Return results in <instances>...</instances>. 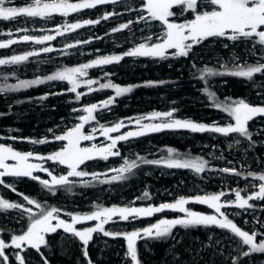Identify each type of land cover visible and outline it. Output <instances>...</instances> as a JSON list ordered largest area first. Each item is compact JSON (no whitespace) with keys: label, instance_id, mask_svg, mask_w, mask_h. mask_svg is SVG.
Returning <instances> with one entry per match:
<instances>
[{"label":"rangeland","instance_id":"rangeland-1","mask_svg":"<svg viewBox=\"0 0 264 264\" xmlns=\"http://www.w3.org/2000/svg\"><path fill=\"white\" fill-rule=\"evenodd\" d=\"M44 2H49V0H44ZM69 2L78 3L80 2V0H69ZM143 2L144 0H118L116 4L98 5L97 7L92 9H82L78 12H69L68 15L53 13L50 17L44 18L20 16L17 17L15 20H0V42H7L9 40L17 41V43L11 44L7 48H0V59H10L12 56L25 55L28 52L38 53L37 55L30 56L27 60L22 61L18 64L0 65V88H3L5 91H8V93L10 92L11 94L18 95L19 93H21V89H26L32 86L38 88L40 87V85H43L42 91L53 96L57 95V98L59 100H64L65 109L67 110V115L61 118L56 124V126L32 130L31 136H28L27 138H23L21 135H18L16 136L17 139H8L7 136L1 133L2 135L0 134V144L13 148V144L17 143L21 150L29 148L28 150L23 152L18 151L14 148L13 150L18 151L20 153H33V156L28 161L29 163L40 165L42 168L46 166L51 171L58 172L59 175L60 172H69L70 169L67 167V165H62L56 161L47 160L46 157L50 155H39V146H44L45 149H48V152H51L52 149H54L53 147H57L58 149L55 150V152L60 151L67 144V141H57L54 139V137L64 135L67 131L81 123L84 124V127L82 129L84 134L91 135L93 137V139L91 140H81L79 142V147L81 148L99 149L102 147H106L111 144L112 138L126 134L130 131L144 130V135H149L152 131L142 129L141 125L161 123L162 121L160 119H131L127 122H124L123 124L125 126L120 128L119 131L108 133L107 136L104 135L103 130L109 127H113L112 125L107 126V124H111L109 123L111 116H109L110 114H108V111H100L99 109H96L93 112V119H89L87 122L80 120L81 116L88 115L84 111L85 108L98 103L99 100L102 99V97L100 96H102L103 93H101V91L97 92L96 86H98L97 81H100L99 79H108V76L105 75V66L109 64L98 65L92 68L85 69L86 75L83 76L77 74L75 77L77 81V87L75 92L71 91L73 85L67 80H47L48 76L53 75L58 71L80 67L84 64L91 63L93 60H96L103 56L123 55L124 52L131 50L132 48L138 46L141 43L150 45L153 43L162 42V39L164 38L166 32V26L160 23L159 21H154L150 18L147 21L139 19L140 16H149L146 11L142 10ZM31 3L32 0H10V2L6 4V6L24 7ZM198 4V11L200 12L211 11L215 7L209 3V0H198ZM96 10L97 12L96 14H94ZM172 11L175 13V15L169 18L171 22L185 23L194 19V13H192L191 11H182L179 7H174ZM105 13L117 14L110 16L107 20H102L101 17ZM89 19H101V22L93 25H85L84 27L76 30H72L71 28L67 27L70 24L78 22L82 23L83 21ZM129 21H132V23L127 29H124L119 32H112L113 28H116L117 26L119 27L121 24L128 23ZM9 33H11V35H9ZM59 33H63V35H60ZM24 35L37 38L45 35H52L55 36V39L51 41H45L44 44H37L34 41H22L21 37H23ZM148 37H151V40H148ZM227 39V36L209 37L207 39H204L200 43L193 45L192 49L189 51L188 56L192 55V58L196 60L197 53H194L193 50L197 47L198 54H202V57L199 59V61L204 62V66L206 64H209V68L212 70H214L216 66H219L220 68H225L223 67L224 65H230L231 68H234V66L238 65L239 69H246L248 66L264 64V45H260L258 43V37H253L251 39L240 38L237 40L238 42L242 41L238 44V47L242 48L243 56H241L240 53H235L234 51H230L228 55H226L210 48L215 44L221 45L226 48L230 42ZM100 43L109 45L100 48L95 47ZM203 43L207 45L203 46ZM125 44L128 45H126L125 47ZM232 44L233 42L230 43V45ZM69 45H72V47H69ZM44 47H51L53 51L44 53L42 51ZM174 51L175 50L173 49H168L165 53L164 58L147 56L126 57L133 58V63L136 62L134 60H141L147 64L158 63V60H166L165 58L169 59V61L171 58H173L174 62H179V58L188 57L175 56L173 55ZM123 60L126 64H129V62L131 61H129V58L125 59L124 57L121 61L113 62L111 64L120 66ZM237 62L238 64H236ZM180 68H185L189 74L192 73L190 68L187 66H183ZM115 79L119 80L120 77H115ZM260 79L261 82H264V71L261 72ZM13 80H15V83ZM33 80H41L43 82L39 84H33L28 87H19L21 81ZM88 80H92L94 81V83L89 85L87 83ZM11 84H16V88L18 89L12 88ZM223 84L225 83H214V85L218 86V90L221 89L220 86H222ZM220 92L222 93V96L220 98L216 95V93H213L212 95V107L216 110L214 114H218V117H215L217 118L216 120L211 121V126H227L228 124L235 123L234 119L229 115V113L223 110L225 106L234 105V102H239L240 100H243L251 106H264V98L256 99L255 101H257V103L254 104V102L248 103V100L245 98L232 99V97L227 96L226 92L222 89L220 90ZM4 95L10 97L7 93H4ZM201 98L200 101H202ZM69 100L74 102L73 105L66 102ZM84 100L87 101L85 106L80 105V103ZM36 103L39 106H44L42 102ZM34 104L35 102H32L30 104V109H34ZM217 104L221 105V107H217ZM172 110H175L173 113V118L180 119V116L175 115L176 109H169L167 112ZM154 112L156 111H153L152 113ZM152 113L144 117H149ZM39 118L40 121L44 120L43 116H39ZM137 119H140L139 125L135 123ZM180 120L186 119L182 117ZM38 124L36 125V127H38ZM246 127L247 131L250 133V138L241 136L237 133L229 134L228 136L223 135L222 137L207 134V138L212 139L211 141L209 140V142L201 139H195L194 136L189 135L191 140H196L195 148H198L199 150L197 152V156L181 157L178 155L176 156L173 152L172 158H179L184 160H195L199 158L203 161H206L207 163L205 165V170L201 173H198L201 175V177H203V181L197 182L193 179L192 174L194 170L182 168L187 170V176L189 178L188 182L181 181L179 186H169L158 189L157 191H153V195L157 196L153 197L154 200H152L151 202H154L157 207L164 203H175L178 199L181 198L177 197L176 195L186 191V195L183 198L189 201L184 206L188 211L196 212L202 215H216L218 219H222L223 217H220L219 214L215 213V210L209 207L208 204L196 202L194 198L197 196L205 197L210 195H218L223 192L224 195L221 197L219 203L230 202L232 203V206L224 207L221 209V211L227 215L228 219L232 220L233 223L240 227L241 230L247 231L250 234L261 231L264 240V200H249V204H251L252 207L246 206L243 209L236 207L234 203L236 201V191H240L241 196L243 198H247L248 196L257 193L259 191V185L261 183H264V181H260L258 179L260 175H264V116L257 115L247 123ZM4 128L7 129V127ZM0 129L5 130L3 129V127H1ZM177 130H185L187 132L190 131L188 129H164L161 131L174 132ZM142 136L130 137L126 141H117V144L115 148H113V151H118L119 155L109 156L107 159H103L99 155H97L96 158L92 160H87L83 164L79 165L77 168L78 171H81L82 167L83 170L93 171L96 167H102L99 161H108V163H106V165H104L102 169L106 170L105 173L108 175V178L110 180L109 182L114 181L118 184L117 186L109 187L106 190H92L91 188H87L86 190L90 192L93 191L96 196H102L101 194H104L105 196L103 195V199L108 198L109 201L112 200L115 202L117 200L120 202H124L123 208H130V204H133L134 200H136L137 198L136 194H138V192H141L140 190L142 185H139L141 181L138 182L137 187H132V183H129L130 180L126 176L127 173L131 170L124 173H120L117 170L120 169L122 166H125V161H127L129 164L135 161L137 156L135 155L136 151L134 150V145L136 144V139H139ZM40 140H45L46 142L33 143V141ZM149 147L150 148L148 149V153H153V160H163L164 158V160H167L169 158V152L166 153L168 155L166 156L163 151H159L153 146ZM122 153L125 154L123 158L121 156ZM190 153L191 152H187V154L192 155ZM39 157H45V159H39ZM47 161L51 162L49 163L51 164V166L46 165L48 164ZM88 162L92 163L88 164ZM252 162L254 163V165ZM6 163L9 165H14L17 163V161L8 159ZM92 165H94L95 167H92ZM224 168L235 169L236 172L239 173V175H235L231 172L225 173L221 171V169ZM176 169L181 168H168L162 170L161 172L172 176L175 174L172 170ZM0 171L3 170L0 169ZM250 173L254 175H249ZM87 174L88 175L83 177H68V180H79L78 182L86 183L89 181L90 176H92L93 178L95 177L93 175L94 173L87 172ZM116 176H122L123 178L113 180L112 178ZM2 178L3 177H0V179ZM186 184H190V187L186 186ZM3 185H5V183L0 184L1 194H3L5 191ZM133 188H135L134 192L131 191V189ZM142 192H144V190ZM117 194H120V196L117 197ZM192 194H194L195 196ZM45 196L41 197L45 198ZM12 203L19 204L22 207L10 209L12 211L0 210V212L2 213L1 215H3L4 217L1 219L4 221L3 223L5 224V226H8L11 222H19L20 219L23 218V212L27 208L24 200H22L21 198L14 200ZM113 205L115 204H112L111 207L115 208ZM147 207L155 206L149 204L147 205ZM54 215L57 217V220L52 221L53 225H55L58 220H64L65 222L70 223L72 219L70 217L58 216L56 213H54ZM134 217L140 218L141 222H136V219ZM153 217H156V224L160 220L186 218V213L180 212L179 210L165 209L161 212L153 213L150 216H137L133 214L130 215L127 220L123 219L117 213L109 219L108 223L104 225V228L106 231L111 233H119V231H121L122 234L131 233L133 231L141 232L142 238L138 237L135 242L137 248L138 261L139 264H141L138 245L140 243H144L145 240L150 238L148 236H143L142 230L153 225H145L142 222L145 220H151ZM6 219L10 221L7 222ZM98 223H100L99 220H82L81 222L76 224L75 227L78 230H83L85 228L95 227V225ZM199 226L202 227V231L207 233L208 237L207 240L204 241L196 240V242L200 244V248L194 257L198 258V261H202V259L207 260V262L210 264H233V262L237 258L235 255L238 250V245L240 244L241 238L236 237L233 233L228 230L220 229L216 226ZM191 227L197 226L184 227L181 225H177L172 229L171 235L165 237H171L172 242L179 244L183 239L189 237V229ZM50 233H57L58 236L61 237V239L64 238V240L66 241L75 238V236L71 233L64 232L62 228H58L55 232ZM100 233L102 232L97 231L93 233L92 239L96 236H101L100 238L103 240L109 237L112 238V236H102L103 233ZM46 234L49 233H45L44 235ZM121 237L124 238L122 235ZM76 238L79 240L78 237ZM113 238L116 240L119 239L118 236H115ZM261 241L257 240L256 236L255 242L258 244ZM80 242L83 244L82 241ZM247 246L243 247H250ZM29 247L30 246L27 245L26 242L21 245V249ZM12 248L14 250H21L13 246ZM61 249L63 251L64 247H62ZM15 253L17 254L18 252ZM5 255L9 256L8 253H5ZM122 258L123 259H121V264H134V262L131 261L127 253H125ZM218 258L221 259H219V261H216L218 260ZM251 260V258L244 259L241 264H250ZM26 263H29V260L25 259L24 264ZM0 264H5L3 257L0 258ZM6 264L16 263H10V261L7 260ZM258 264L264 263L260 262Z\"/></svg>","mask_w":264,"mask_h":264},{"label":"trees","instance_id":"trees-1","mask_svg":"<svg viewBox=\"0 0 264 264\" xmlns=\"http://www.w3.org/2000/svg\"><path fill=\"white\" fill-rule=\"evenodd\" d=\"M96 12L97 10L94 14H96ZM116 28H118V26ZM227 40L230 42L226 48L217 44L210 48L226 55H228L230 51H234L243 56L242 48L238 47V44L242 41ZM232 42L233 44L230 45ZM107 45L109 44L100 43L95 47L100 48ZM126 45L128 44L124 46L126 47ZM202 45L205 46L207 44L203 43ZM193 52L198 54L197 47L194 48ZM197 54L196 60L192 58V55H189L188 57L179 58V62H174L173 58H171L170 61L165 58L166 60H158V63L149 64L141 60H134L136 62L133 63V58L125 57V59L129 58V61L131 60L129 64L124 63L123 60L120 66L112 64L105 66V75L108 76L109 80L106 79L107 82L105 79L101 78L99 79L100 81H97V92L101 91L103 94L100 96L102 99H100L96 105L98 107L97 109L100 111L106 110L108 114H110L109 116H111V119L109 123L111 124H107V126H115L120 122L124 123L131 119L141 118L153 111L167 112L169 109L173 108L176 109L175 115L180 116V119L184 117L186 120L211 126V121L216 120L217 118L215 117H218V114H214L216 110L212 107V95L210 96L209 93H216L220 98L222 96L220 90L222 89L226 92L227 96L232 97V99L245 98L248 100V103L254 102V104L257 103V101H255L256 99L264 98V82H261L260 79L262 71L255 73L251 79L229 74L233 71L240 70L238 65L234 66V68H231L230 65H224L223 67L225 68L216 66L215 69L212 70V74L204 73L203 70L206 68L210 69V65L206 64L204 66V62L199 61L202 54L199 53L198 56ZM236 64H238V62ZM183 66L189 67L192 73L189 74L185 68H180ZM202 76L203 79L201 78ZM115 77H120V79L117 80ZM15 80H13L14 83ZM216 82L225 84L220 86L221 89L218 90V86L214 85ZM105 83H110L119 87H131L132 91L117 97L115 88L100 87L101 84ZM13 86L17 85L11 84L12 88H16ZM42 88L43 85H40L38 88L32 86L21 89L22 91L18 95L11 94L10 92L8 93V91L5 90L0 92V128L3 127V129H5L4 127H7L5 130L0 129V134H4L8 139H17L16 136L18 135L27 138L31 136L32 130L54 127L61 118L67 115L65 101L59 100L57 95L53 96L43 92ZM4 93L9 94L10 97H7ZM199 97H202V101H200ZM110 98L113 99V102L105 108L103 102ZM32 102H35L33 110L30 109V104ZM36 102H42L44 106H39ZM66 102L71 105L74 103L70 100ZM86 103L87 101L84 100L80 105L85 106ZM39 116L44 117V122L40 121ZM37 124L38 127H36ZM207 134L218 137L223 136L222 134L211 132L201 133L177 130L174 132H151L149 135H144L136 139L134 150L137 156L135 159L137 168H132L126 176L130 180L129 183H132V187H137L139 181H141L139 185H142V187L140 190L141 192L136 194V200H134L133 204H130L129 207L147 208L149 204L157 207L154 202H151L154 200L153 197L157 196L153 195V191L169 186H179L181 181L188 182L189 180L187 170L185 169H176L178 173L176 170H172L175 174L169 176L161 172L164 169H168L163 166V164L154 165L143 163L141 158L153 160V153H148L149 146L163 151L166 156H168L166 154L168 149H173L176 156L196 157L199 151L198 148H195L196 140H191L189 135L194 136L195 139L211 141V138H207ZM39 147V155H51L55 150H58L57 147H53L54 149L48 152V149H45L44 146ZM13 148L21 152L29 149L21 150L17 143L13 144ZM187 152H191L190 154L192 155L187 154ZM121 156L123 158L125 154L122 153ZM99 162L102 167L108 163V161ZM47 163L46 165L51 166V164H49L51 163L50 161H47ZM90 163L92 162H88V164ZM92 167L95 166L92 165ZM102 167H96L93 171L83 170L82 167L81 171L96 174L94 178L90 176L89 181L86 183L78 182L79 180H68V183L64 185H54L52 184V176L57 178L60 176H67L68 171L60 172L58 175V172H53L46 166L43 168L47 169V172L36 171L33 173V175L38 177L36 180H33L31 177L10 176L2 178L5 183V185H3L5 191L3 194L0 192V199L8 200L9 203H12L14 200L21 198L27 206L26 209H31L30 212L26 210L23 212V218L20 219L19 222H11L8 226H5L3 223L4 221L1 218L4 217L0 212V239L10 245L4 250V252L9 255L7 257L10 263L15 262L19 264V261L16 259L17 254L15 253L18 252L19 255L23 256L24 261L25 259L29 260V263L26 264H89V261L91 264H121V259H123L122 256L127 253L126 239L122 238L121 235L118 236V240L113 237L103 240L100 238L101 236H96L87 245V257L84 255V245L76 237L66 241L64 238L61 239L57 233L46 234L45 243L40 246L39 251L31 247L14 250L10 244L13 236L22 235L27 231L33 219L39 218L42 212L49 211L53 208L58 210L56 213L58 216L70 218H72V216L90 215L103 208H113L111 207L112 204H115L113 205L115 208H123L124 202L117 200L115 202L112 200L109 201L108 198L103 199L105 196L104 194H101L102 196H96L93 191L90 192L86 190L87 188H91L92 190H106L109 187L118 185L114 181L109 182L108 175L105 173L106 170L102 169ZM48 173H51V175ZM192 175L195 181H203V177L195 171H193ZM41 180L49 181L48 186L42 184L40 182ZM186 186L190 187V184H186ZM134 189L135 188L131 189V191L134 192ZM143 190L144 192H142ZM145 193H147V196ZM185 195L186 191L176 196L185 197ZM24 196L36 201L41 207L37 208L35 204H28ZM41 196H45V198ZM119 196L120 194H117V197ZM5 211L12 210L8 209ZM134 218L136 222H141L140 218ZM6 221L9 222L10 220L6 219ZM156 221V217H153L151 220H145L142 223L145 225H152L155 224ZM189 230V237L183 239L179 244L172 242L171 237L155 238V236L148 238L144 243H140L138 245L140 263L210 264L207 260L202 259V261H198V258L194 257L200 248V244L197 243L196 240H207V233L202 231L201 226L191 227ZM119 233L122 234L121 231H119ZM102 236L104 235L102 234ZM257 240H263L261 231L257 232ZM61 246L64 247L63 251ZM238 246L235 255L237 257L235 264H241V262L247 258L252 259L250 264L264 263V252H252L250 247L244 245L242 241H240ZM246 251L249 253L247 256L244 255ZM219 259L221 258H218L216 261H219Z\"/></svg>","mask_w":264,"mask_h":264},{"label":"snow or ice","instance_id":"snow-or-ice-1","mask_svg":"<svg viewBox=\"0 0 264 264\" xmlns=\"http://www.w3.org/2000/svg\"><path fill=\"white\" fill-rule=\"evenodd\" d=\"M10 0H0V20H15L17 17H50L53 13H59L61 15H68L69 12H78L82 9H92L98 5L104 4H116L118 0H80L78 3H70L69 0H49V2H44V0H32V3L24 7H7L6 4ZM209 3L213 6L211 11H198L199 4L198 0H144L143 11H146L149 16H140V20L147 21L149 18L154 21H159L166 26V32L162 42L145 44L141 43L138 46L132 48L123 53V55H111L103 56L91 63L84 64L80 67L65 69L63 71H58L53 75L47 77V80H67L73 85L71 91L75 92L77 87V81L75 79L76 75L81 76L86 75L85 69L92 68L98 65H107L113 62H119L126 56L133 57H159L164 58L165 53L168 49L175 50L173 55L175 56H188L189 51L192 49L194 44H198L204 39L209 37H225L228 39L236 41L240 38L251 39L253 37H258V43L264 45V0H209ZM174 7H179L182 11H191L194 13V19L187 21L185 23H175L169 20L173 17L175 13L172 11ZM117 13H105L101 19L107 20L110 16L116 15ZM101 19L97 20H85L82 23H73L68 25V28L76 30L84 27L85 25H93L101 22ZM132 21L128 23L121 24L118 28H113L112 32H119L127 29ZM26 31V30H25ZM63 35V33H59ZM11 35V33H9ZM22 41H34L37 44H44L45 41H51L55 39V36L45 35L42 37H32L24 35L21 37ZM151 40V37L147 38ZM17 43L16 40H9L7 42H0V48H7L11 44ZM72 47V45H69ZM44 53L53 51L51 47H44L42 49ZM38 53L28 52L25 55H15L10 59H0V65L5 64H18L22 61L27 60L30 56L37 55ZM264 71V64H258L256 66H248L246 69H240L233 71L229 74L252 78L254 73ZM204 73L212 74V69H204ZM223 74V73H218ZM203 79V76L201 77ZM41 80L33 81H21L19 87H28L33 84L42 83ZM87 83L91 85L94 83L92 80H88ZM16 87V86H13ZM101 88H115L116 96H121L125 93L132 91L131 87H119L110 83H105L100 85ZM4 91L0 88V92ZM209 95H213L209 93ZM79 98V94H78ZM113 102V99L103 102L105 108L108 107ZM217 107L221 105L217 104ZM97 109V105L93 104L84 109L88 114L87 116H81L80 120L87 122L89 119H93V112ZM227 111L229 115L234 119V124H228L227 126H209L202 123H195L189 120H180L173 118V113L175 110L169 112H154L149 117H141L140 119H160L161 123L141 125L142 129H146L152 132H158L164 129H188L192 132H211L218 133L224 136L229 134L237 133L241 136L249 137L250 133L247 131V123L251 121L257 115L264 116V106H251L240 100L239 102H234V105H228L223 108ZM140 119L135 121L136 124H140ZM123 122L117 123L113 127L104 129V135H108L111 132H117L120 128L124 127ZM84 124L81 123L76 127L67 131L64 135L55 136L54 139L57 141H67V144L54 154L46 157L47 160L56 161L59 164L67 165L70 171L67 176H60L59 178L52 176V184L54 185H64L68 183V177H83L88 175L83 171H78L79 165L83 164L87 160H92L99 155L103 159H107L109 156L119 155V152L113 151L117 141H126L130 137H138L145 134L144 130L140 131H130L126 134L120 135L118 137L112 138L111 144L99 149L95 148H81L79 147V142L81 140H91L93 137L91 135H86L82 131ZM15 139V138H13ZM45 140L33 141V143H45ZM169 158L167 160H145L141 158L143 163L160 165L163 164L168 168H188L194 170L196 173H201L205 170L206 161L199 158L195 160H184L179 158H172L174 152L173 149H168ZM33 156V153H20L13 150L10 146H5L0 144V177L11 176V177H31L33 180L38 179L37 176L33 175L34 171H44L48 170L42 168L40 165L29 163V159ZM8 159L17 161L14 165H9L6 163ZM39 159H45V157H39ZM137 167L136 162L133 161L129 164L125 161V166H122L119 171L120 173L128 172L132 168ZM221 171L225 173H233L239 175L235 169L224 168ZM51 175V173H48ZM94 176L96 174H93ZM249 175H254L250 173ZM122 176L113 177V180L121 179ZM260 181H264V175L258 177ZM45 186H48L49 181H40ZM4 183L0 179V184ZM147 196V193H145ZM224 195L221 192L218 195L210 196H197L195 201L208 204L209 207L215 210V213L219 214L222 219H218L216 215H202L196 212L188 211L184 206L189 202L187 199L181 197L175 203H164L158 207H147V208H103L100 211L93 212L90 215L85 216H72L71 222H65L64 220H58V222L53 225L52 221L57 220L54 213H57V209L53 208L49 211L42 212L39 218L33 219L27 231L22 235H16L12 237L11 246L21 249L23 243H27L31 248L40 250V246L45 243V233L55 232L58 228H62L64 232L71 233L75 237H78L84 245V255L88 256L87 245L92 239L93 233L99 231L102 232L104 236H119L123 235L127 240V254L134 264H139L137 257V248L135 245L136 239L141 237V232L133 231L131 233H111L105 230L104 225L108 223L109 219L115 215L119 214L123 219L127 220L130 215H143L150 216L153 213L161 212L165 209L179 210L180 212L186 213V218L183 219H173V220H160L158 223L153 224L151 227L142 230L143 236L155 238H161L171 235L172 229L181 225L184 227L190 226H216L220 229L228 230L233 233L236 237L241 238L244 245L250 246L252 252H264V240L260 243H256L257 233H248L247 231L241 230L232 220L228 219L227 215L221 211L224 207L232 206V203L225 202L219 203L221 197ZM236 201L235 206L238 208L252 207L249 204V200L261 199L264 200V183L259 185V191L247 198L241 196L240 191L235 193ZM24 199L28 204H35L37 208L41 205L36 201L29 199L24 196ZM22 207L19 204L9 203L7 200L0 199V210H8ZM26 211H31V209H26ZM82 220L96 221L99 220L100 223L96 224L95 227L85 228L83 230H78L75 225ZM142 238V237H141ZM10 245L5 243L4 240L0 239V257L6 264L8 257L4 253V249L8 248ZM249 253L245 252L244 255L247 256ZM16 259L19 264H24L23 256L17 253ZM89 264L91 262L89 261ZM235 264V261L233 262Z\"/></svg>","mask_w":264,"mask_h":264}]
</instances>
